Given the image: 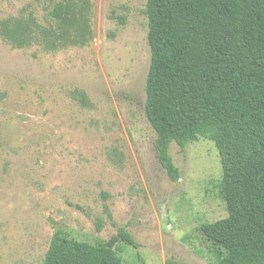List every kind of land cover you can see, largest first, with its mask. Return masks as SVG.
Listing matches in <instances>:
<instances>
[{
	"label": "rangeland",
	"instance_id": "374dc122",
	"mask_svg": "<svg viewBox=\"0 0 264 264\" xmlns=\"http://www.w3.org/2000/svg\"><path fill=\"white\" fill-rule=\"evenodd\" d=\"M60 1L82 42L47 51L0 36V264H43L56 231L98 246L118 228L136 243L115 244L122 264H214L200 227L227 216L219 151L202 136L172 143L177 181L158 163L146 0H0V24L44 23Z\"/></svg>",
	"mask_w": 264,
	"mask_h": 264
},
{
	"label": "trees",
	"instance_id": "16d2710c",
	"mask_svg": "<svg viewBox=\"0 0 264 264\" xmlns=\"http://www.w3.org/2000/svg\"><path fill=\"white\" fill-rule=\"evenodd\" d=\"M72 8L55 3L44 23L33 15L6 19L0 36L47 51L80 43L84 33H75L81 23ZM146 16L144 115L158 163L177 181L170 145L212 140L227 216L200 231L212 244L214 264H264V0H146ZM118 241L136 246L124 228L98 246L56 231L43 264H122Z\"/></svg>",
	"mask_w": 264,
	"mask_h": 264
}]
</instances>
